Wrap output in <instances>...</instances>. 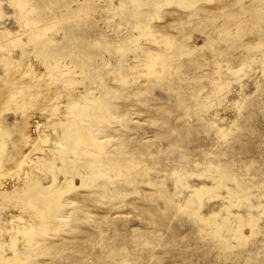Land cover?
<instances>
[{
  "label": "rangeland",
  "instance_id": "obj_1",
  "mask_svg": "<svg viewBox=\"0 0 264 264\" xmlns=\"http://www.w3.org/2000/svg\"><path fill=\"white\" fill-rule=\"evenodd\" d=\"M0 2V30H9L12 37L18 35L0 42V57L1 51L12 49L10 63L2 61L0 70H24L14 59L25 50L20 61H33L37 70H50L47 79L53 82L48 88L54 89L44 88L47 99L35 102L39 104L30 117L34 124H44L40 128L49 140L39 143L36 148H41L31 152L29 159L49 149L67 117L79 120L76 113L82 108L78 106L88 104L96 95L107 106L105 119L98 123L105 129L95 136L98 149L84 148L110 162L103 174L73 175L52 214L56 226L49 216L41 224L38 211L24 200L0 196V234L6 243L5 221L16 205L35 225L31 240L38 241V246L45 243L29 256L38 264H264L263 0H199L189 7L174 0H112L114 9L91 12L92 21L83 26L85 36L66 41H61L63 31L56 18L48 25L41 21L38 0L25 1V8L18 11L11 0ZM17 12L22 17L19 22L13 19ZM138 13L149 14L152 35L157 41L168 40L171 48L138 36L132 26ZM28 18L38 20L36 26L28 25ZM37 28L39 35L32 36ZM130 35L136 41L126 51L128 63H132L134 51H150L164 56L163 72H159L160 60L153 70L126 71L125 77L115 69L120 52L114 45ZM38 36L40 41H36ZM146 60L140 57L137 63ZM81 64L91 70L90 75L81 74ZM69 69L75 83L73 93L57 77L60 70ZM85 86L90 90L87 93ZM95 86L102 88V95ZM82 93L86 100L72 99L71 95ZM86 107L93 114L97 111L95 105ZM43 115L47 117L44 120ZM128 162L134 165L130 171L123 168ZM24 165L14 166L9 175L20 174V168H28ZM212 167L226 178V188L216 191L215 197L205 194L199 213L224 216L223 206L243 199L240 207L230 208L232 214L250 215L256 221L253 232L248 226L243 228V243L224 230L218 241L207 233V227L201 231V222L180 209L193 188L213 186ZM143 169L146 173L140 175ZM43 171L35 169L33 173L46 184L52 176ZM177 174L181 175L179 182ZM9 175L3 178L7 180L2 181L1 189L27 182ZM56 175L61 183L63 174ZM196 206L200 207L198 202ZM42 210L46 211L44 206ZM18 223L12 225H21Z\"/></svg>",
  "mask_w": 264,
  "mask_h": 264
},
{
  "label": "bare ground",
  "instance_id": "obj_2",
  "mask_svg": "<svg viewBox=\"0 0 264 264\" xmlns=\"http://www.w3.org/2000/svg\"><path fill=\"white\" fill-rule=\"evenodd\" d=\"M25 1L27 0H11V2L14 4V7H17V11L19 9L22 10V8L26 4L24 3ZM167 1H171V0H167ZM174 1H176L179 5L182 4L184 5V7H189L194 5L199 0H174ZM0 3L3 4L2 2ZM38 3L39 4L37 5V7L39 12L37 13L41 15V21L47 24L48 22H50V20L56 18L58 20V23H60V26L63 31V36L61 38V41H66L67 39L77 40L79 37L85 36V33L87 32L86 31L84 32L83 26L87 21L89 22L92 21L91 12L96 10H100L101 12H106L110 9H114V6L112 5V0H105L104 3H100V0L99 2L97 0H38ZM32 8L33 10H35L34 6H32ZM26 10L28 11L29 9ZM27 11L25 12V14L27 13ZM2 15L3 14L1 13L0 10V20L3 18ZM148 16H149L148 13H138L135 16V21L132 24V26L137 29L138 36H144L150 41L161 43L162 46L165 48L168 47L171 48L172 44H170L168 40L164 39L163 41L162 40L157 41L154 38V36L150 31ZM15 18L19 22L20 21L19 19H21L22 17L20 15L18 16V12H17L13 19ZM35 22H38V20L36 21L35 19L31 20V18H28L26 20V23L27 24L29 23L28 25L31 26H36ZM29 33L30 32H28V34ZM39 33H40V29L37 28L35 31H33L32 36H35L36 34L39 35ZM12 36L14 35L9 30L7 29L0 30V42L7 40L9 41L12 40V38L15 39V37L17 38L18 35L15 37ZM37 40L40 41L39 36L37 37L36 41ZM135 41H136V37L132 35L123 36L120 42L114 45V49L120 52V56L115 59V66H116L115 69L121 72L122 75L124 76L123 73H125L126 71H135L143 68H145V70H153L156 61L160 60L163 62L160 63L161 65L159 66V72H163L166 69L164 65V56L162 57L158 54H153L150 51H142L140 54L134 51L132 63L131 64L128 63V59L126 58L125 54L127 53L126 51L127 49H129L130 45L132 43H135ZM23 42H25V40ZM37 46L38 48H40L39 45ZM18 47L15 46V48ZM6 49L4 51H1V57H0L1 65H2V61L3 63H8L10 60L9 55L12 52V49H10V47ZM24 53L25 50L21 51V54L18 56L21 60H22V55H25ZM75 57L79 59V57L81 56L79 55L78 57L77 55H75ZM140 57H145L147 59L146 62L142 64L140 62L137 63V60H139ZM19 58L16 59L13 58V59L16 62V64L23 66L25 68L24 70H21L22 68L21 69L19 68V70L16 69L0 70V185L2 184V181L7 180V179L3 180V178L9 175L8 171L12 170L14 166L17 165L16 167H18L21 164L27 165L28 168L25 170L22 167L20 168L22 169V171L19 169L21 173L20 171L16 172L20 174L16 176L15 174H11L9 176L13 177L14 178L13 180L17 178H23V179L25 178L24 180H26L27 182L25 185L21 182L23 186L22 185L18 186L16 183L14 184L13 182H11L13 184H11L10 187L6 186L5 188H3L4 186H2V189H5L4 191H2L0 187L1 189L0 196H3V194H8L13 196L11 198L16 197L20 199V201L24 200V202L27 203V206L29 208L38 211L37 218L41 222V224H44L43 218L45 216H49V218H51L54 221L53 222L55 223L54 226H56L57 225L55 220L56 218H54L52 214L53 212L56 211L57 208L56 203H59L58 201L60 200L64 192L63 189L72 184L73 175L78 174L81 177L96 176L97 174H103V172L106 171L110 165V162L108 160H103L102 154L93 153L85 150L84 148L85 146H90V147H96L98 149V147L100 146V143L96 140L95 136L96 134L104 131L105 129V127H101L98 123L101 122L102 119H105V111L107 106L106 104H101L99 102L100 96H96V95L93 96L92 99L90 98L91 100L89 101L88 104H85L84 106L82 105L78 106L79 108H82L81 110H79L77 107L78 110L76 114H78V116L80 117L79 120H76L75 118L73 119L72 117L70 118L67 117V123L64 126L62 125L60 126L61 131L59 134H57L58 135L57 138L55 140L52 138L53 139L52 145H50V143L48 144L49 149H46L42 152L39 151L41 154H39L38 157L29 159L30 157L29 155L31 152H33L35 149L38 150V148H41V147L36 148L37 145L39 146L41 142H45L47 139L49 140V138L45 137V133H46L45 130H41L40 128L42 126L41 124L43 123L38 124L39 121L37 120L38 122L34 124V122L30 119V117L31 118L33 117L32 114L35 112V111L33 112V110H35L36 109L35 107H37V105L39 104L38 103L37 105H35V102L40 101L41 97L42 98L45 97L44 88L45 87L48 88L49 84L53 82L51 80H48L49 79L48 77L51 73L50 70L48 69L37 70V68L34 66L36 62L33 65L32 64L33 61L32 62L27 61L28 58H26L27 62L25 61L26 64L25 63L23 64L24 61L21 62ZM13 64L15 65V63ZM46 65H48V63ZM80 66H81V74L87 73V75H90L91 70H87L86 64H81ZM49 69H51L50 65H49ZM71 70L70 69L60 70L59 72L60 75H57V77L63 80L64 87L68 89V92L73 93L72 85H75V83L70 76ZM52 74L53 76H56L54 73ZM46 84H48V86H46ZM84 88H85V93L90 91L88 86H85ZM49 89H54V88L51 87L48 88L47 90ZM95 89L99 90V95H102L101 87L95 86ZM60 90H61V86H60ZM71 96L73 100H84V99L86 100V94L83 95L73 94ZM45 99H47V97H45ZM9 100L10 102L7 103V101ZM74 103L76 102L74 101ZM91 104L95 105V109L97 108V111L94 114L91 113L89 110H87L88 108L86 107L87 105H91ZM76 105L72 104V106H76ZM7 108L9 110H12L10 114L7 111ZM47 109H45L44 112L45 114L47 112ZM70 112L71 111L69 110V113ZM81 112L82 114L85 112L84 116L81 115ZM46 115L48 117V112ZM47 117L44 118L43 115L42 117L43 119L41 117L40 118L44 120ZM9 118H13L14 120L8 121ZM53 122L55 121L53 120ZM47 129L49 130V128ZM12 133L13 136L11 135ZM50 133H52L51 130ZM49 136H51V134ZM71 137L74 138L72 139ZM25 146L26 148L24 149L23 147ZM35 152L37 153V151ZM56 163L58 164L57 166ZM123 168L126 171H130L132 168H134V165L128 162L123 165ZM35 169L40 171L44 170L43 172H45V174L49 172L52 176L51 180L48 183L44 184L41 181L43 180V178L40 177L39 174L35 175V173H33ZM57 173H62L64 176L61 183H57V175H56ZM145 173H146V169H143L139 174L145 175ZM68 175H71V177H69ZM9 179L10 177L8 178V180ZM180 180H181V175L177 174L176 182H179ZM211 180L213 183L212 187L200 186L198 188L192 189L190 195L180 205L181 211L187 214L188 217L190 218L192 217L194 219H197L199 222H201L202 224L201 231L204 230L205 227H207V233L213 238L218 239V241H220L219 235L221 231L224 230L228 232L234 239H236L238 243H243L246 239V237L243 234V228L245 226H248L251 229L250 231L253 232L256 222L254 218L250 215H248L247 217H241L237 214L231 213L230 208L232 206L240 207V205L244 202L243 199H237L235 202L233 203L230 202L227 205L223 206L222 210L225 212L224 216L218 215V213H212L210 215L203 216L199 213V209L201 208V204H202V198L205 194L210 193L211 197H215L217 196L215 194L216 191L226 188V178L218 171L216 167H212ZM146 182L148 184H151L150 181H146ZM8 184L9 183H7V185ZM157 191L161 192L160 185H157ZM7 199H10V197H8ZM28 202H31L30 203L31 205ZM197 202L199 203L200 206L199 208L198 206H196ZM43 206L44 209L46 210L45 212L42 210ZM11 207L12 206L10 205L9 208ZM16 208L17 207L15 205V209L11 211L10 217L8 218V220L6 219L5 221V228L8 232L9 241L6 243L3 240V238H1L2 234H0V264H38L39 262L37 260H34L33 258L29 259V256L34 255V252L38 249V247L44 245L45 243H43L44 241H42L40 242L41 245L38 246L37 245L38 241L31 240L30 233L32 228H35V225L30 223V221L32 220L27 219L23 215L24 213H21L20 211L21 209H19L18 211ZM17 220L19 221V223H21V225L18 223L19 225L18 226L16 225L17 226L16 227L15 225H12V223L16 224L18 222Z\"/></svg>",
  "mask_w": 264,
  "mask_h": 264
}]
</instances>
